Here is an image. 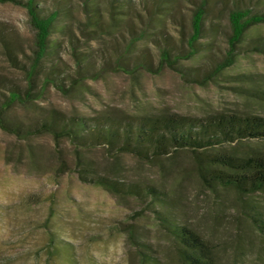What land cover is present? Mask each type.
I'll list each match as a JSON object with an SVG mask.
<instances>
[{
  "label": "rangeland",
  "instance_id": "374dc122",
  "mask_svg": "<svg viewBox=\"0 0 264 264\" xmlns=\"http://www.w3.org/2000/svg\"><path fill=\"white\" fill-rule=\"evenodd\" d=\"M197 1L179 0V20L169 16L156 20L145 37L126 50L130 34L125 24L139 30L149 16L144 6L137 5L141 16L135 14L134 21L117 22L108 28L111 32L90 39L80 30L82 0H70L73 14L65 23L72 32L52 34V52L36 73L37 98L16 102L8 119L31 124L51 108L89 119L163 112L197 117L217 112L263 115L264 106L245 94L249 83L239 75L264 74V54L247 48L252 38L264 36V24L251 28L238 46L236 61L216 72L228 53L231 32L227 7L222 4L205 19L198 51L181 58L177 64L181 69L159 66V29L170 35L176 51L187 54ZM53 2L40 0L50 8ZM253 2L264 6V0ZM103 20L113 22L109 11L104 12ZM0 28L17 42L20 58L29 61L35 32L27 9L0 3ZM76 53L89 60L86 68L80 70ZM119 55H124L126 63L146 55L153 66L98 74ZM52 65L63 89L55 79L44 82L43 70ZM0 72L22 86L28 83L25 72L11 64L1 45ZM254 146L264 147V141L245 140L237 144V151ZM83 169L92 171L88 177L100 174L164 191L161 196L168 199L175 218L192 226L212 245L216 264H264V234L247 214L259 211L264 218V190L241 194L223 185L210 188L199 177L190 151L144 160L104 145L82 147L68 139L57 141L48 133L19 138L1 128L0 264H139V249L151 253L158 264H178L174 243L156 218V210L163 207L151 204V196L112 192L82 179ZM132 235L146 246L132 241Z\"/></svg>",
  "mask_w": 264,
  "mask_h": 264
},
{
  "label": "trees",
  "instance_id": "16d2710c",
  "mask_svg": "<svg viewBox=\"0 0 264 264\" xmlns=\"http://www.w3.org/2000/svg\"><path fill=\"white\" fill-rule=\"evenodd\" d=\"M69 1L54 0L50 8L40 4V0H0V3L11 2L24 6L35 32L33 55L28 57L29 61H24L19 56L17 42L0 28L3 54L13 66L25 72L28 80L27 85L22 86L0 72L2 130L19 138L48 133L57 141L68 139L82 147L104 145L110 151L131 153L144 160L160 159L181 150H188L195 157L199 177L210 188L223 185L234 188L241 194L264 190V147L254 146L243 152L237 151V144L245 140L264 141V114L217 112L197 117L163 112L140 116L100 115L89 119L70 116L62 110L51 108L45 116L31 124L10 121L8 114L16 102L27 103L37 98L36 73L43 59L52 52V34L72 32L65 23L73 14ZM179 3V0H82L80 5L84 21L81 22L80 30L90 39H97L102 32H111L108 28L117 26V22L134 21L135 14L141 16L138 14L137 5L144 6L149 16L143 20V26L139 30L129 23L125 24L130 34L125 49L131 50L137 41L145 37L149 27L156 20L164 16L179 20L176 15ZM219 4L227 7L231 32L226 58L216 66L215 71L219 72L236 61L238 46L244 42L247 32L259 24H264V6L259 7L253 0H198L191 18L192 31L187 38V54L183 55L181 50L176 51L170 35L164 29H159V66L181 69L177 64L182 57L189 58L198 51V41L205 30V19L209 14H215ZM105 11H109L113 22L106 23L103 20ZM138 18L142 20L141 17ZM179 22L183 25L182 21ZM184 34L182 31L183 36ZM247 48L264 54V36L252 38ZM74 52L77 50L74 49ZM76 58L80 70L88 66L89 60L86 57L76 53ZM124 59V55H119L113 65L102 66L98 74L108 69L150 70L153 66L146 55L134 59L133 63H126ZM56 70L54 65L43 70L44 82L55 79L57 86L63 89L64 85L57 81L60 75L55 73ZM80 74H83V71H80ZM241 77L249 83V86L244 88L245 94L264 106V74H240L239 78ZM83 170L86 174H80L82 179H88L112 192L138 197L151 196V204L163 207L162 210H156V218L174 243V255L178 264H216L212 245L192 226L175 218L167 206L168 199L161 196L164 191L153 185L126 183L100 174L88 177L87 174L92 171ZM247 214L256 229L264 234V218L261 213L255 211ZM131 240L146 246L133 235ZM138 257L139 264H158L151 253L143 249H139Z\"/></svg>",
  "mask_w": 264,
  "mask_h": 264
}]
</instances>
